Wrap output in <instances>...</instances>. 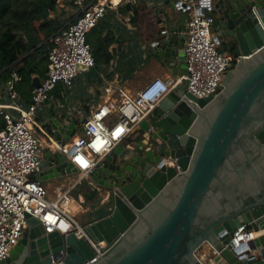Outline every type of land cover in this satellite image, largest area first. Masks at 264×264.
<instances>
[{
    "label": "water",
    "instance_id": "water-1",
    "mask_svg": "<svg viewBox=\"0 0 264 264\" xmlns=\"http://www.w3.org/2000/svg\"><path fill=\"white\" fill-rule=\"evenodd\" d=\"M179 4L164 14L155 44L173 70L170 86L187 74L189 14ZM213 14L217 39L240 57L222 87L196 99L186 81L178 84L84 180L97 198L86 203L83 226L107 247L95 257L85 239L47 234L27 216L23 238L0 264H202L195 252L205 243L218 253L210 264H264V235L250 244L257 257L239 260L247 247L225 248L243 225L264 231V0H215ZM33 86H42L39 77ZM50 124L57 150L46 151L33 178L78 176L63 150L76 124Z\"/></svg>",
    "mask_w": 264,
    "mask_h": 264
},
{
    "label": "built area",
    "instance_id": "built-area-1",
    "mask_svg": "<svg viewBox=\"0 0 264 264\" xmlns=\"http://www.w3.org/2000/svg\"><path fill=\"white\" fill-rule=\"evenodd\" d=\"M188 12L186 27L185 60L187 74L173 86L167 80L155 78L136 94L119 89V103L107 102L95 110L83 124V136L69 149H63L70 162L78 169L80 182L103 165L107 157L144 122H149L158 104L171 91L184 81L188 91L196 99L213 95V89L222 87L224 78L240 57L222 51L224 43L217 39L215 0H177ZM83 9L71 24L52 38L49 51V64L41 87H34L28 103L22 99L18 85L22 76L13 70L0 90V116L5 127L0 131V262L20 243L27 227V216L40 221L46 233L59 231L62 234L74 233L85 239L95 253V257L107 247L105 242H94L83 224L72 215V191L65 190L56 200H51L43 182L33 177L40 171L44 147L40 133L54 141L46 132L45 124L39 122V112L49 100L58 85L70 87L81 73L80 66L89 71L96 67L88 33L95 28L110 10H117L123 0H75ZM106 94L114 90L109 87ZM6 100L5 103L1 102ZM150 130H153L151 127ZM56 143V142H55ZM57 146V144H56ZM171 165V164H169ZM173 165V164H172ZM175 166L179 171L180 167ZM251 225L237 229L228 246L233 249L247 247L248 253L238 255V259L258 256L250 249V244L259 236ZM212 247L205 243L195 252L202 264H210L218 254L215 250L207 261V252ZM200 252H204L201 255Z\"/></svg>",
    "mask_w": 264,
    "mask_h": 264
},
{
    "label": "crops",
    "instance_id": "crops-1",
    "mask_svg": "<svg viewBox=\"0 0 264 264\" xmlns=\"http://www.w3.org/2000/svg\"><path fill=\"white\" fill-rule=\"evenodd\" d=\"M176 1L123 0V4L117 10L108 12L100 22V27L104 28V36L108 33L113 34L110 63L81 72L70 87L58 85L39 112V122L45 124V130L53 140V129L50 124L53 119L62 124H76L72 139L64 146L65 149H69L79 137L83 136V124L95 110L107 102H120L119 89L123 88L136 94L155 78L167 81L174 79L173 70L156 54L155 44L159 42L161 30L165 25L164 14L172 12L173 3ZM58 2L66 5L64 19L73 17L69 23L83 11L75 4V0H58ZM46 74L47 72L44 71L35 74L33 78L39 77L43 81ZM180 78L182 76L175 80L178 81ZM109 87L114 90L112 94H106L105 90ZM0 90H3L2 85ZM22 99L25 103L29 102L24 96ZM1 102L5 103L6 100L3 99ZM40 138L44 147L43 155L46 151L57 150L55 141H50L41 133ZM80 180L79 176H75L41 182L47 187L50 199L56 200L61 193L72 187H74L72 194L80 187H84L86 195H89L88 184ZM79 201L86 204L83 195H79ZM85 212L86 208L82 210V214Z\"/></svg>",
    "mask_w": 264,
    "mask_h": 264
},
{
    "label": "trees",
    "instance_id": "trees-1",
    "mask_svg": "<svg viewBox=\"0 0 264 264\" xmlns=\"http://www.w3.org/2000/svg\"><path fill=\"white\" fill-rule=\"evenodd\" d=\"M65 7L58 0H0V86L16 70L22 76L18 91L30 102L33 76L48 70L52 38L65 31L73 18L64 19ZM87 41L92 47L96 66L109 64L113 34L104 36V28L99 23L88 33ZM230 53L237 55L235 48ZM4 127V119L0 116V131Z\"/></svg>",
    "mask_w": 264,
    "mask_h": 264
},
{
    "label": "rangeland",
    "instance_id": "rangeland-1",
    "mask_svg": "<svg viewBox=\"0 0 264 264\" xmlns=\"http://www.w3.org/2000/svg\"><path fill=\"white\" fill-rule=\"evenodd\" d=\"M215 31H217V27L216 26H215ZM226 50H228L227 52H230L228 48H226V47L222 48V51H226ZM43 136H45V135H43ZM85 192H86V189L84 187H80L79 190H77V192L72 194V197H73V204L71 206L72 215L80 224H84L86 222L87 216L85 214H82V210L86 208V204L80 203L79 195H83L86 198V203H90L91 201H93V200H95L97 198V194L96 193L92 196V198H90V196L86 195ZM205 252H207V254H208L207 255V261L209 262L210 259L213 257V256L211 257L212 253H210L208 250H206ZM200 254L204 255L205 253L204 252H200Z\"/></svg>",
    "mask_w": 264,
    "mask_h": 264
},
{
    "label": "flooded vegetation",
    "instance_id": "flooded-vegetation-1",
    "mask_svg": "<svg viewBox=\"0 0 264 264\" xmlns=\"http://www.w3.org/2000/svg\"><path fill=\"white\" fill-rule=\"evenodd\" d=\"M218 25V18L215 16V26L217 27ZM224 45H226V47L229 49V51H231L234 48V45L232 42L230 43H224Z\"/></svg>",
    "mask_w": 264,
    "mask_h": 264
},
{
    "label": "bare ground",
    "instance_id": "bare-ground-1",
    "mask_svg": "<svg viewBox=\"0 0 264 264\" xmlns=\"http://www.w3.org/2000/svg\"><path fill=\"white\" fill-rule=\"evenodd\" d=\"M72 206V205H71ZM80 207V206H79ZM261 235H264V231H261L259 234H258V236L260 237ZM258 237V238H259Z\"/></svg>",
    "mask_w": 264,
    "mask_h": 264
}]
</instances>
